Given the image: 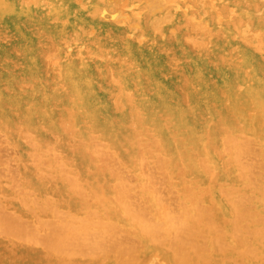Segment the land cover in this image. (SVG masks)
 Segmentation results:
<instances>
[{"label": "bare ground", "instance_id": "1", "mask_svg": "<svg viewBox=\"0 0 264 264\" xmlns=\"http://www.w3.org/2000/svg\"><path fill=\"white\" fill-rule=\"evenodd\" d=\"M191 1L192 0H49V10L44 11L42 9V4L44 2L45 5V0H0V38L6 34L7 30L16 32L22 29L23 36L20 37V39H23L28 44L37 41L36 37L27 30L29 27L28 25L42 26L48 21V18L52 19V17H65L77 20L89 18L91 15L95 17L101 16L110 22V25H102V27L113 34L114 43L112 45L116 47L117 50L115 58L120 61L118 69L110 73L109 65H112V62L105 61L102 63L99 61H88L85 56L82 55L83 49L79 48L78 52L68 51L61 53L54 49V45H42V43L39 44L36 42L32 46H27L28 49L25 57L16 62L15 68L14 64L8 66L3 60V58L12 57L13 61L14 58L19 57L15 53V50L5 45L0 46V129L10 132L15 130L25 131L24 135H26L27 140L31 138L32 135L33 137L36 136L34 135V132L36 134L38 133L36 129L55 130L64 128L68 129V132L83 131L84 133L90 132L92 129L97 130L112 147L121 151L123 158L127 161H129V159H127L128 156L130 157L132 154H137L142 159L144 156L146 158L147 155L153 153V151H155L153 149L162 151V153H164L162 155V167L165 169L163 175L169 172L174 178H177L178 181L180 180V183L184 184L189 181L198 182L199 188L203 187L202 189L205 190V193H203L204 195L200 192L199 188V191L197 190L201 194V201L203 199V201L205 200L209 203H216V205H218L215 191L212 188L214 182H216V178L224 179L225 181L230 178L236 179L237 177L234 170L240 167L241 158L244 154V151L235 149L236 135L238 134L239 136L240 134H244L246 137L253 136L258 139L264 147V44L258 47L244 39V37L247 36H245V33H248L246 32L248 28H244L245 33L243 34L240 24L242 20L240 19H238V21L234 20L226 25H221L220 27H213L214 25H209L207 21L206 23L200 22V20L197 22V20L194 19V14L192 19L196 20L194 23L197 24L195 25L193 23L194 26L192 30H199L201 32L199 34L203 36L198 35L201 39L196 42V49L185 46L179 36L182 27L178 19V13L183 7L184 2H188L187 4L189 6ZM212 1L214 4L215 0H211L210 3H212ZM244 2L242 3L244 4ZM259 2L260 0H258L257 3L259 4ZM204 5L206 4H203L202 7ZM216 5L218 6L220 4L216 3ZM206 6L208 7V5ZM234 9L235 8H233V10ZM238 9L239 8H237V10ZM160 10L173 11L174 14L177 15V19L175 21L173 20L174 22L171 25L159 26L158 24L161 21L162 14L157 13V11ZM202 10L204 12L205 8ZM206 11L209 12V10ZM204 13L207 15V12ZM261 13L263 12L261 11ZM80 14L82 15L81 17ZM218 15L219 14H217V16ZM220 16L221 13L219 17ZM230 19L232 20L231 15ZM184 24H186V22ZM55 26L54 23V27ZM246 26L249 25L246 24ZM249 29L251 31V27ZM160 32L164 34H162L164 38L166 37L165 42H161L160 38L157 37L156 33ZM136 33H138V40L134 38ZM249 33L251 34V32ZM257 33L260 35L259 32ZM254 34L256 35V32ZM258 34L256 36H259ZM193 38L194 37H192V40ZM247 38L248 37H246V39ZM196 39L198 40V38H195V40ZM94 53L96 54L97 52ZM18 63L26 66V73H24L25 77L19 76L20 71L19 68H17ZM34 78L38 79L37 83H32L30 86L24 84L25 80H32ZM134 88L136 89V93L132 91ZM146 96L148 99H145ZM2 134H4V132L1 133V135ZM90 135L93 137L91 133ZM241 137H243V135ZM39 139L42 140L43 137H39ZM94 142L93 137L92 143ZM105 142H101L100 146ZM145 143L148 145L145 146ZM250 143L248 146H250ZM95 144L97 143L95 142ZM244 144L246 145L247 143L245 142ZM238 147L241 148L240 146ZM256 149L257 148L254 150L256 151ZM56 154L57 153H55V156H57ZM153 154H155V152ZM224 154L229 156V158H224ZM158 157L159 154L157 156L159 160L160 158ZM263 157L260 158L263 159ZM99 159H101V162L104 161V157ZM247 160L246 157L245 161ZM154 161L157 162L156 160ZM104 164L102 165L104 166ZM116 166L117 165H115V167ZM112 167H114V164ZM144 167L147 166L145 165ZM70 168L72 169V167ZM212 168H215V173ZM64 170L67 171L66 169ZM209 170L210 172L212 170V174L208 172ZM240 170H238V173ZM88 171L90 172V170ZM166 171L167 173H165ZM258 171L262 170L259 169ZM10 172H12V169ZM63 175L65 174L63 173ZM259 175L261 176V174ZM9 176H11L10 173ZM211 178L213 180L215 179V181L212 182L213 180H211ZM171 180L174 181L172 178ZM243 180L244 178L242 181ZM257 180L258 179H256V181ZM258 182L261 183L262 181ZM14 183L16 182L14 181ZM78 183H80L79 179ZM245 183L246 182H244V184ZM189 185L190 184H186L189 188L193 187ZM256 186L258 187V185ZM89 187L92 186L83 184L81 185V190L79 189V191L84 194L82 195L85 196L87 200L85 202L87 203L88 200H92L90 196L85 194L88 191H85L86 188ZM250 187L251 186H249V188ZM74 190L76 191V189ZM193 190L195 189L193 188ZM34 192L35 191H33V193ZM183 192H185V190H183ZM240 192H242V190ZM25 193L23 191L22 194ZM167 193L169 194L168 191ZM181 193L182 191L180 194ZM192 193L194 196V192ZM190 194H188V196ZM198 194L197 196H199ZM81 198L82 197H80V199ZM103 198L105 197L100 196L99 200L101 201H98L103 203ZM240 198L238 201H241ZM53 199L55 198L53 197ZM191 199L189 202L194 203L195 199ZM196 200H198L197 197ZM212 205H208V207ZM208 207H205V209H210V207ZM212 208L215 209V207ZM182 209L184 210L183 207ZM205 209L199 210L198 213L196 211L197 217L195 218L197 224H203L206 220L207 211ZM209 211L211 212L212 209ZM211 213L214 215L213 211ZM106 216H108L110 220L112 219L111 215L109 216V214H107ZM186 217L187 216L182 212L181 219L184 220ZM242 217H244V215H241V220L236 223L238 228L242 226L240 225L244 220ZM262 217L264 218V216ZM207 218H210V216ZM230 223L228 222L229 225ZM179 224L183 227V232L184 229H187V233L183 236H185L184 240H186V244H191L189 246L192 249L189 250L185 245L186 247L178 250L177 253L169 254L166 252L164 253L165 255L162 254L164 255V261L169 264H204V262L207 264V262L203 261L200 257L206 254L208 247H206L203 242L199 243V241H196L199 240L201 236L199 229H192L190 225L184 221H179ZM111 225V230L100 234V237L106 238V240L90 241L89 244H84L79 248L80 250L75 251V253L87 254L89 257L94 253H99L102 256L107 255V257H110L111 252L113 255L115 254L114 256H116V259L117 257H125L124 259H128L130 264H142L141 261L147 254L145 250H147L148 247L150 248L151 245L143 241L142 245H140L142 247L144 246V248L139 250L137 247L139 245H136L137 240H134L132 236L134 235L133 232H121L114 221H111ZM241 244L245 245V243H238V246H241ZM72 250L74 249L72 248ZM113 255L111 257H113ZM16 256H18V254ZM98 256L97 258H99ZM152 256L154 257V255L148 256V259ZM248 256L250 255H247L246 258H248ZM197 257L200 259H197ZM242 258L241 261L243 260ZM104 259L100 261L89 259L88 262H85L87 264H104L101 263ZM124 259H122L121 262ZM148 259L146 261H149ZM248 261H245L246 264L249 263ZM127 262L128 261H126V263ZM224 262L225 260L218 261V264H224Z\"/></svg>", "mask_w": 264, "mask_h": 264}, {"label": "rangeland", "instance_id": "2", "mask_svg": "<svg viewBox=\"0 0 264 264\" xmlns=\"http://www.w3.org/2000/svg\"><path fill=\"white\" fill-rule=\"evenodd\" d=\"M48 1L49 0H45V5L44 2L43 4L41 3L42 9L44 11L49 10L50 2ZM202 1L206 2L204 3ZM210 2L211 0H192L189 3V6L187 4L188 2H184V5L182 4L183 7L178 13V19L182 27V31L179 36L185 46L191 49H196V42L201 39L198 35L203 36L202 34H199L201 33L199 30H192V27L194 26L193 23L196 22V20L197 22L200 20V22L205 23L207 21L209 22V25H214L213 27H220L221 25H226L233 22L234 20L238 21V19H240L242 20V22L240 21V24L243 34L245 33L246 28L249 29L251 27V31L250 29H246V32H251V34L245 33V36L247 35L246 37L249 39H246V37H244V39L246 41L248 40V42L252 45L258 47L264 44V0H260V5L257 3L258 0H255V2L254 0H215L214 4L213 1L212 3ZM215 2L220 5L217 6ZM242 2H244V4ZM203 4L208 5L209 8L206 5L202 7ZM203 8H205L204 12H207L208 16L203 12ZM233 8L235 9L233 10ZM237 8L239 9L237 10ZM206 10H209V12ZM261 11L263 13H261ZM157 13L162 14L161 21L158 24L159 26L171 25L177 19V15L174 14L173 11L160 10L157 11ZM220 13L221 16L219 17ZM217 14L219 15L217 16ZM193 15L195 17L194 19L196 20L192 19ZM230 15L232 20L230 19ZM81 16L82 15L80 14V17ZM187 16L191 19H189ZM47 20L48 21L42 25L43 27L40 25H28L29 27L27 30L37 39V41H33H36L39 44L42 43V45H54V49L61 53L68 51L78 52L80 48L83 49L82 55H84L88 61H99L102 63L105 61L112 62V65H109L110 73H113L118 69L120 61L115 58L117 50L116 47L112 45L114 43V36L108 30L102 27V25H110L108 20L101 16L95 17L93 15L86 19L77 20H72L65 17H52V19L48 18ZM185 22L187 25L184 24ZM54 23L56 25L55 27ZM245 23L250 27L246 26ZM194 24L196 25L197 23ZM58 29L61 30L59 31ZM255 32L256 35L258 34L257 32H259L260 35L258 34L259 36H256L254 34ZM22 33V29L16 32L7 30L6 34L0 38V46L5 45L8 46V48L14 49L15 53L19 56L14 58L13 61L12 57L3 58L8 66L14 64L15 67L16 62L25 57L28 49L27 46H32L36 43L32 42L27 44L23 39H20V37L23 36ZM162 34L163 33L161 32L156 33L157 37L160 38V41L165 42L166 37L164 38V34ZM192 37H194L193 40ZM134 38L138 40V33L135 34ZM195 38H198V40H195ZM94 52H97L98 54H95ZM17 68H19L20 71L19 76L25 77L24 73H26V66L24 64L18 63ZM37 82L38 79L34 78L32 80H25L24 84L26 86H30L32 83ZM132 91L133 93H136L135 88ZM145 99H148V97L146 96ZM2 131L5 135H1V133H3ZM36 131L38 132L37 134L34 132V135L36 136L33 137L31 134V138H28L27 140L26 135H24L25 131L15 130L10 132L0 129V142L2 141V146L0 143V264H87L85 261L88 262L89 259L100 261L101 259H104L105 256V261L102 260L101 263L124 264L126 261L129 263L130 261L128 259H124L125 257H117L116 259V256H114L115 254L113 255L111 252L110 257L113 255V257H111L112 259L109 256L107 257V255L102 256L99 253H94L90 257L87 254L75 253V251L80 250L79 248L81 246L84 244H89L90 241L106 240V238L100 237V234L112 229L111 221L116 223L121 232L134 233L132 236L134 237V240H137L136 245L140 246H137L139 250L144 248V246H141L143 241L151 245L150 248L148 247V249L145 250L147 254L145 257H143V260L141 261L142 264H166L167 262H165L163 258L165 255L164 253H177L178 250L186 246L189 248V250L192 249L189 246L191 244H186V240H184L185 236L183 235L187 233V229H184L183 232V227L179 224V221H184L190 225L192 229L197 228L201 232L202 237L200 236V239L196 241H199V243L203 242L204 245L208 247L206 254H204L203 257H200L203 261H206L207 264H218V261L222 260H225L224 264H246L245 261L248 260V264H264V218L262 217L264 216V189H262L264 188V172H262L264 171V165H262L264 164V150H262L264 147L262 146L261 142L253 136L246 137L244 134H240L239 136L238 134L236 135L237 143L235 142V149L244 151V158H241L240 167L234 170L237 178H230L226 181L224 179L216 178V182H214L215 179L213 180L211 178V180H213L212 182H214L212 188L215 191L218 202V205H216V203H209L205 200L203 201V199L201 201V194L198 191L200 190V192L203 194L205 193V190L202 189L203 187L199 188L198 182L189 181L188 183L184 184L180 183V180L178 181V179L174 178L169 172L168 174L163 175L165 169L162 167V155L164 154L162 151L152 148L155 150L153 151L155 154L151 153V156L147 155L146 158L144 156L142 159L137 154H132L130 157L128 156L127 159H129V161H127L123 158L121 151L115 147H112V145H110L109 142L103 138L97 130L92 129L87 133H84L83 131L68 132L69 130L64 128L55 130L36 129ZM90 133L93 135L94 141L97 144H95V142L92 143L93 137L90 135ZM242 135L243 137H241ZM39 137H43V141L40 140ZM79 138L82 142L79 140ZM101 142L105 143L101 144L100 146ZM245 142L247 143L246 145L244 144ZM249 143L251 147L248 146ZM147 145L148 144L145 143V146ZM237 145L241 148H239ZM100 148H103L102 151L104 152H102ZM255 148H257L256 151L254 150ZM257 152L261 153L262 156ZM55 153H57V156H55ZM58 153L61 157L58 155ZM158 154L160 162L157 159ZM246 154H249L250 156L248 155V157ZM103 157L104 161L101 162V159L99 158ZM223 157L229 158V156H226L225 154ZM246 157L248 159L247 161H245ZM260 157H263V159ZM154 160H156L159 164ZM100 162L102 164L105 163L104 166ZM113 164L114 167L115 165L117 166L114 168L112 167ZM144 164L147 167H144ZM154 164L158 166H155ZM70 167H72V169ZM11 169L12 172H10ZM64 169H66L68 172ZM212 169L215 173V168ZM259 169L262 171H258ZM88 170H90V172ZM238 170H240L239 173ZM208 172H210V170ZM9 173L11 176H9ZM63 173L65 175H63ZM165 173H167V171ZM210 173L212 174V170ZM242 174H245V177ZM259 174H261V176ZM154 175L157 177L155 178ZM171 178L174 181H172ZM243 178L245 180L243 181L246 182V185L242 181ZM78 179L80 183H78ZM256 179L258 180L256 181ZM14 181L16 183H14ZM258 181H262L261 183L263 185ZM250 182H253L254 184ZM98 183L99 185L97 186ZM165 183H167L171 189ZM80 184H89L92 186L86 188L85 190H88L85 194L92 198V200H88V203L85 202L87 200L85 199V196H83L84 194L79 191V189L81 190ZM186 184H190L189 186L193 187L189 188L186 186ZM256 185H258V187ZM249 186L251 187L249 188ZM21 187L23 188L24 193L26 192L27 194H22L23 191ZM73 188L76 189V191ZM193 188L195 190H193ZM92 189H94L95 192ZM186 189L188 193L186 192ZM32 190L35 192L33 193ZM183 190H185V192H183ZM188 190L191 191V194ZM241 190L242 192H240ZM181 191L185 195L182 193L180 194ZM192 192H194V196ZM233 192L240 193L235 194ZM188 194L190 195L188 196ZM197 194L199 196H197ZM100 196L105 197L103 198V203L99 202L101 201L99 200ZM53 197L55 199H53ZM80 197L82 198L80 199ZM196 197L199 201L196 200ZM238 197L241 199V201H238ZM183 198L187 205H191L187 206ZM191 198L195 199L194 203L189 202ZM208 205L212 206H209L210 209H205V207H208ZM212 207H215V209ZM203 208L207 211V217L210 216V218L206 217V220L208 219L207 221L205 220L203 224H197L195 217H197L199 210H203ZM211 209L214 212V215H212V211H209ZM182 212L185 216H187L184 220L181 219ZM107 214L112 216L111 220L108 216H106ZM241 215H244V217H242L244 220L242 224H240L242 226L238 228L236 223L241 220ZM238 243H245V245L241 244V246H238ZM72 248L74 250H72ZM17 254L18 256H16ZM245 254L250 256L246 258L247 255L243 256ZM150 255H154V257L152 256L148 259V256L150 257ZM97 256L100 259L97 258ZM198 258L199 257H197V259ZM241 258L243 259V262L241 261ZM122 259L124 260L121 262ZM147 259L149 261H146Z\"/></svg>", "mask_w": 264, "mask_h": 264}]
</instances>
